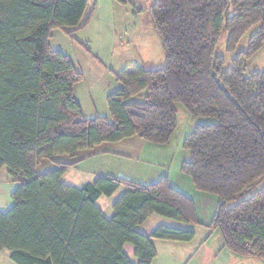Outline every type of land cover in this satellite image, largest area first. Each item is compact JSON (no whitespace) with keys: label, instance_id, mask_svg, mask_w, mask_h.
Returning a JSON list of instances; mask_svg holds the SVG:
<instances>
[{"label":"trees","instance_id":"trees-1","mask_svg":"<svg viewBox=\"0 0 264 264\" xmlns=\"http://www.w3.org/2000/svg\"><path fill=\"white\" fill-rule=\"evenodd\" d=\"M87 2L0 0V168L15 185L11 208L0 211V250L16 264H151L154 240L191 241L189 228L137 230L152 214L199 223L193 199L167 175L146 185L100 175L76 187L61 180L76 162L55 160L132 135L166 144L180 104L213 120L184 138L189 158L180 166L196 191L216 197L207 227L220 231L229 253L264 262V186L242 198L264 176V68L244 74L264 46V0H154L163 68L117 75L122 86L107 97L109 117L82 119L73 94L81 74L48 39L53 28L81 27ZM256 24L246 49L236 51ZM224 32L228 67L217 53ZM142 91L141 101L131 100ZM46 159L59 166L39 173ZM120 188L106 217L97 200Z\"/></svg>","mask_w":264,"mask_h":264},{"label":"rangeland","instance_id":"rangeland-1","mask_svg":"<svg viewBox=\"0 0 264 264\" xmlns=\"http://www.w3.org/2000/svg\"><path fill=\"white\" fill-rule=\"evenodd\" d=\"M89 1L90 8L86 11L81 27L70 33L62 28H53L48 39L50 49L60 50L81 74V79L74 84L73 94L81 107L82 119L109 117L107 97L122 86L117 75L126 77L137 68L160 69L165 64L164 51L152 21L151 5L154 0ZM258 28L259 24H256L246 31L238 42L236 51L246 49L251 34ZM225 34L224 32L221 35L217 53L224 56L225 67H228L232 53L224 50ZM263 68L264 46L246 62L244 74L249 75ZM145 93L146 91H142L141 94L132 96L131 100L141 101ZM175 106L177 125L166 144L151 143L132 135L119 141L103 142L92 148L79 150L76 156L59 154L55 156V160L76 162L63 176V182L73 186L90 182L94 176L100 175L129 178L144 185L167 175L169 181L180 183L186 190L181 180L186 179L192 187L191 196L199 223L183 224L155 214L150 215L144 230L161 224L177 226V223H181L187 225L180 226L181 228L192 229L195 233L189 242L154 240L156 263L177 264L184 259L191 260L190 264H197V259H226L229 252L223 247L220 231L207 227L213 216L216 197L196 191L189 178L180 172L181 163L189 158L188 151L183 148L184 138L197 124L213 120L193 117L180 104ZM58 166L46 159L40 162L37 170L43 173ZM263 186L264 176L258 179L255 186L244 193L242 198L249 197ZM101 199L98 206H104V215L110 217L115 199L109 207L102 203L106 199L105 196ZM232 204L233 202L229 203ZM127 245L130 248H125V252L132 247ZM128 254L130 259L135 261L133 254ZM5 255L4 251L0 252V259H9ZM6 261L14 264L10 260Z\"/></svg>","mask_w":264,"mask_h":264},{"label":"crops","instance_id":"crops-1","mask_svg":"<svg viewBox=\"0 0 264 264\" xmlns=\"http://www.w3.org/2000/svg\"><path fill=\"white\" fill-rule=\"evenodd\" d=\"M89 8H90V1L88 0L86 11H87V9L89 10ZM85 15H86V13L84 14V17H85ZM131 72H134V71H131ZM137 136H139V135H137ZM38 166H37V168H38ZM76 166H77V164H76ZM64 174H65V172H64ZM64 174L61 177L62 182H63V176H64ZM96 177L97 176H94V179ZM120 178H123V177H120ZM125 179H129V178H125ZM181 180H182L183 186L186 187V190L184 189V187L182 188V186H180V183H178V182H171L170 181V183L172 184L173 187L177 188L178 190L182 191L183 193H185L186 195H188V196H190L192 198V196H191L192 187L189 185V183H187L186 179L183 178ZM136 182H138V181H136ZM138 183H141V182H138ZM83 184H81L79 186H76V187H80ZM67 185H69V184H67ZM71 186H73V185H71ZM14 187H15V185L13 184V182L11 180V177L8 174L7 168L6 167L0 168V211L1 212H6L7 210H9L11 208V206H12L11 192L13 191ZM122 191H123V189L120 188L112 196L105 197L106 198L105 201L102 202V203H104L103 205H105L106 207H109V204L114 199H116L121 194ZM101 198H103V196H101L97 200V205H98V202L100 200H102ZM103 207L104 206H101L100 207V209L102 210V212H103ZM103 214H104V212H103ZM146 222H147V219H146V221H144L141 225H139L137 227V230L140 231L143 234H149L154 229V228L153 229L147 228L146 230H144L143 228L146 226V224H147ZM173 224H176V223H173ZM176 225L179 226V227L180 226L181 227H187V225H182L181 223H177ZM125 248H130V247H129V245H125ZM2 251H4L5 254H6L5 256L7 258H9V252L6 251V250H0V252H2ZM128 252L129 253H132V247H131V249H128ZM128 252H126V253L128 254ZM227 254L228 255H227L226 259H197L198 260L197 261V264H264V262H262L261 260H259L257 258L239 257V256H235V255H233L231 253H227ZM128 256H129V254H128ZM6 260H10V262L16 264L10 258L9 259H0V264H10ZM190 261L191 260L188 261V260H184L183 259L182 262H178L177 264H190ZM151 264H157L155 258L152 260V263ZM173 264H175V263H173Z\"/></svg>","mask_w":264,"mask_h":264},{"label":"water","instance_id":"water-1","mask_svg":"<svg viewBox=\"0 0 264 264\" xmlns=\"http://www.w3.org/2000/svg\"><path fill=\"white\" fill-rule=\"evenodd\" d=\"M140 135V134H139Z\"/></svg>","mask_w":264,"mask_h":264}]
</instances>
